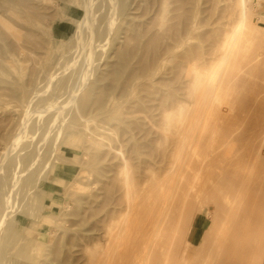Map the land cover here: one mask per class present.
<instances>
[{
	"label": "bare ground",
	"instance_id": "bare-ground-1",
	"mask_svg": "<svg viewBox=\"0 0 264 264\" xmlns=\"http://www.w3.org/2000/svg\"><path fill=\"white\" fill-rule=\"evenodd\" d=\"M246 3L0 0V264H264L241 254L255 211L264 244V27ZM59 186L88 206L55 246L29 225ZM205 204L223 221L197 247Z\"/></svg>",
	"mask_w": 264,
	"mask_h": 264
},
{
	"label": "rangeland",
	"instance_id": "rangeland-1",
	"mask_svg": "<svg viewBox=\"0 0 264 264\" xmlns=\"http://www.w3.org/2000/svg\"><path fill=\"white\" fill-rule=\"evenodd\" d=\"M248 3H246V7L248 8V11L250 12L252 20L257 23L259 26L264 27V0H247ZM61 7L63 10H66L67 5L65 2L60 1ZM56 26L60 28L63 26L62 22H57ZM6 51L4 52V49H0V61H3L5 59L9 60L10 55L8 54V57L5 56ZM261 158L258 160L255 158L253 161L254 166V179L256 184L261 185V188L264 186V141L261 142ZM77 145H82V139H77ZM86 154L90 157H92V152L89 149H83L81 150L80 158L81 161L86 157ZM72 158V157H71ZM251 163V162H250ZM59 169H62L59 167ZM63 170V169H62ZM60 175V174H59ZM80 176H84V173H81ZM50 191V198L48 199V202L51 204L52 207L55 208L52 215H44L43 212H33L35 215H37V218L31 220V225H29V234L35 236L37 240H41L43 242H47L50 237H55L54 243L55 246L57 242L60 240H63L66 236L73 235L74 230H76L82 220L85 217V212L87 208V204L83 203L80 198H82V193L78 194L75 197V194L71 188H68L66 186L61 187L57 189L49 188ZM257 190V188L255 189ZM254 190V191H255ZM39 204V203H38ZM37 204L38 209L40 205ZM263 208V207H262ZM200 208L197 209L199 211ZM201 217L204 219V227L202 228V231L197 235L194 244L197 245V247H201L204 242L205 238L203 236V232L206 231L208 228L212 231V233H215V231L218 230L220 227L223 216L219 213L216 216L215 207L205 204L201 208ZM258 211H255L253 213L252 219L250 221L251 225L247 227V234L246 238L247 241L245 242V248L246 246L250 247L251 251L248 250V254H246V249L244 252H241L243 254L242 256H246L245 258H249L250 255L254 254L255 250L252 251V248L256 245L258 247L257 254L264 257L263 253V245H259L261 234L259 233V230L262 226L261 220H258L257 213ZM211 214L212 219L210 220ZM264 230V227L262 228L261 232ZM211 237V235H209ZM221 253L224 255H227V253H234L235 255H239L238 252H232L229 248H224ZM203 258L204 256H200ZM28 258V257H26ZM238 260V259H236ZM264 260V259H263ZM233 261V260H231ZM239 261V260H238Z\"/></svg>",
	"mask_w": 264,
	"mask_h": 264
},
{
	"label": "crops",
	"instance_id": "crops-1",
	"mask_svg": "<svg viewBox=\"0 0 264 264\" xmlns=\"http://www.w3.org/2000/svg\"><path fill=\"white\" fill-rule=\"evenodd\" d=\"M60 177H64V178H66V175H65V174H62V173H60Z\"/></svg>",
	"mask_w": 264,
	"mask_h": 264
}]
</instances>
